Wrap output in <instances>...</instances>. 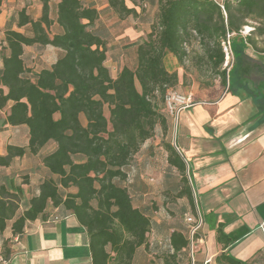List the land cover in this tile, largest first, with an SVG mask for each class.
<instances>
[{"label": "trees", "instance_id": "1", "mask_svg": "<svg viewBox=\"0 0 264 264\" xmlns=\"http://www.w3.org/2000/svg\"><path fill=\"white\" fill-rule=\"evenodd\" d=\"M39 1V18L22 9L13 21L16 29L10 22L4 31L0 110L7 109L6 124L25 127L27 144L7 146L0 167L30 154L44 175L37 194L28 200H23L20 187L1 189L0 234L10 228L20 237L26 222L41 217L51 205L73 214L86 230L92 264H131L153 222L133 206L128 174L133 157L157 125L162 129L159 146L180 176L181 189L174 198L185 197L196 215L186 164L167 138L168 117L159 110L167 91L178 83L176 73L164 66L165 56L170 53L182 62L185 43L195 38L205 58L220 68L229 43L232 63L219 72L221 83L264 101V50L258 60L252 59L248 51H255V43L239 32L251 18L257 23L253 32L264 35V0H223V9L216 0H151L156 23L147 39L124 46V65L115 78L105 64L108 41L94 25L104 12L120 19L137 17L135 8H127L125 0H107L100 11L83 0ZM34 45L51 46L61 54L51 67L35 72L23 59L24 48ZM184 232L188 229L180 227L170 234L174 253L189 244ZM216 241L230 244L220 227ZM224 260L240 264L228 256Z\"/></svg>", "mask_w": 264, "mask_h": 264}, {"label": "crops", "instance_id": "2", "mask_svg": "<svg viewBox=\"0 0 264 264\" xmlns=\"http://www.w3.org/2000/svg\"><path fill=\"white\" fill-rule=\"evenodd\" d=\"M83 1L99 11L108 5L107 0ZM56 2H50L52 20ZM125 5L135 8L139 14L136 19H120L112 12H104L94 25L108 41L105 64L114 72L113 78L124 64V46L144 36V31L135 27V20L139 21L144 14L129 0H125ZM22 9L37 19L41 2L1 0L0 67L4 31ZM114 27L116 32L109 36ZM12 28L16 29L14 23ZM52 51L54 61L47 63ZM60 54V49L34 45L24 48L23 59L27 67L38 72L51 67ZM6 115L7 109L0 110V155L6 154L9 145L27 144L25 127L9 126L5 123ZM171 140L186 164L196 215L202 214L204 221L191 242L189 234L183 233L189 244L174 253L170 234L180 227L188 229L186 217L196 215L185 197L174 198L181 189L180 176L169 167L165 151L153 150L150 144L146 156L138 152L133 157L134 168L128 174L133 206L153 222L146 244L136 249L131 264H225L226 256L240 264H264V101L236 88L230 91L227 82L220 96L204 99L179 113ZM37 162V158L27 154L14 158L9 167H0V191L5 188L13 192L20 187L23 200L37 194L44 175L43 170L42 176L36 173ZM24 173L30 179L23 184L18 177ZM152 206L166 208L170 211L167 217L172 213L174 217L184 216L185 224H171L157 217ZM219 227L230 239L226 247L216 241ZM0 264H92L88 234L73 214L49 205L41 217L26 222L20 237L13 236L10 228L0 234Z\"/></svg>", "mask_w": 264, "mask_h": 264}, {"label": "rangeland", "instance_id": "3", "mask_svg": "<svg viewBox=\"0 0 264 264\" xmlns=\"http://www.w3.org/2000/svg\"><path fill=\"white\" fill-rule=\"evenodd\" d=\"M220 4H222L223 0H216ZM233 2L232 0H230ZM133 5L139 9L140 12H142L143 17L141 19L135 20L137 22L135 27L140 28L144 31V36L142 35L141 38L135 40V43H140L144 39H147V34L151 31L152 25L156 23V3L154 2L153 5L151 4V0H131ZM230 2V3H231ZM141 15V14H140ZM134 18V17H133ZM143 18V19H142ZM141 21H143V24H140ZM247 25H243L240 27L239 32L242 34V36H251L252 40L255 43V51L258 54H261L260 51L264 50V35L260 36L256 32H253V27L257 26V23L252 20L251 18L246 19ZM137 28V29H138ZM114 30L109 33V36H112L116 32V27L113 28ZM233 35V34H232ZM113 39V38H112ZM185 49H186V56L182 60V62L178 61L172 54L168 53L165 56L164 59V66L170 73H176L178 78V83L175 87L172 88L171 91L184 96H191L196 102H200L207 98H216L222 94L224 91V86L221 83L219 72L226 68L228 65L232 63V56L229 54V56L225 55V61L222 67L220 68H214L211 63L205 58L202 49L200 48L198 41L195 38H192L187 43H185ZM251 51V50H250ZM248 56H250L252 59L258 60V56H253L251 52L248 51ZM109 56L112 57V54L110 53ZM47 63H51L54 61V54L53 51L48 53L47 56ZM33 61V60H32ZM127 66H131L129 62L125 63ZM124 65V64H123ZM39 70V67L36 68ZM111 71V70H110ZM111 76L114 77V72H110ZM161 112L167 115L168 122H169V129L167 131V138L171 139L173 135V129L174 124L176 125L175 118L170 115V113L167 111L165 102L163 105L160 106L159 109ZM104 114L108 118V110L107 107H104ZM83 122V121H82ZM110 129V127H109ZM161 134L162 129L159 125L156 126L154 131V136L149 139L144 145L141 146L139 153L144 154V156L147 155V149L150 144H152L153 150H163L159 144L161 142ZM141 154V155H142ZM38 170L39 163H36ZM37 174H40L41 176L42 171H36ZM155 180V177L152 176ZM30 179V176L24 174H20L18 177V180L20 183H26ZM153 185L157 188L156 183H153ZM174 202H176L173 199ZM177 204V203H176ZM178 205V204H177ZM21 207H24L23 204H21ZM153 211L157 210L156 213H158L156 216L163 219L170 221V223L174 224V222H180V224L184 223V216L180 217L175 216V214L171 216H166L167 213L170 211H167L166 208L160 209V207L152 206ZM165 207V203H164ZM22 209V208H21ZM194 215V214H193ZM191 217H193L191 215ZM177 220V221H176Z\"/></svg>", "mask_w": 264, "mask_h": 264}, {"label": "built area", "instance_id": "4", "mask_svg": "<svg viewBox=\"0 0 264 264\" xmlns=\"http://www.w3.org/2000/svg\"><path fill=\"white\" fill-rule=\"evenodd\" d=\"M220 7L223 9L222 4H220ZM224 50L226 56H229V54H231L229 43H227V46L225 47ZM164 102L167 111L170 113L172 117L175 118V122L177 121L178 115L181 111L190 109L191 107H193L198 103L193 98H191V96L179 95L171 90L167 91ZM186 222L189 224L188 234L191 242L193 235L197 232V230L200 228L202 224V219L200 217V214L197 213L195 217L187 216Z\"/></svg>", "mask_w": 264, "mask_h": 264}, {"label": "water", "instance_id": "5", "mask_svg": "<svg viewBox=\"0 0 264 264\" xmlns=\"http://www.w3.org/2000/svg\"><path fill=\"white\" fill-rule=\"evenodd\" d=\"M173 146H174V148L176 149V147H175V145L173 144ZM176 151H177V149H176ZM178 152V151H177Z\"/></svg>", "mask_w": 264, "mask_h": 264}]
</instances>
